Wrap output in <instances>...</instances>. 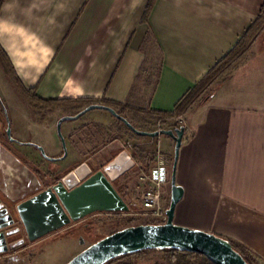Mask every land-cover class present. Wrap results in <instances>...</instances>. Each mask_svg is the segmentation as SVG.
<instances>
[{
	"label": "crops",
	"instance_id": "1",
	"mask_svg": "<svg viewBox=\"0 0 264 264\" xmlns=\"http://www.w3.org/2000/svg\"><path fill=\"white\" fill-rule=\"evenodd\" d=\"M262 15L264 0H0V130L10 128L19 142L11 150L27 165L16 174L8 169L7 185L0 178V190L17 200L9 205L34 195L27 196L31 165L47 171L87 162L97 170L124 150L135 161L134 149L175 155L168 136L134 143L120 136L93 153V142L114 118L93 110L62 125L68 160L50 161L65 152L60 119L43 102L95 101L123 111L127 120L132 113L141 125H157V113L174 112ZM250 75L231 79L184 115L176 174L184 196L174 222L235 241L264 264V86L248 83ZM105 151L110 157L98 165ZM172 168L164 201L171 198ZM133 171L131 182L114 183L130 209L134 188L140 202ZM58 232L33 241L0 238V261L37 263L46 253L40 246Z\"/></svg>",
	"mask_w": 264,
	"mask_h": 264
},
{
	"label": "water",
	"instance_id": "2",
	"mask_svg": "<svg viewBox=\"0 0 264 264\" xmlns=\"http://www.w3.org/2000/svg\"><path fill=\"white\" fill-rule=\"evenodd\" d=\"M93 110H104L122 121L138 136L157 138L168 136L175 141V157L171 177V199L166 211L164 224H143L127 227L117 231L75 256L66 264H106L112 259L143 250L177 249L205 256L214 264H248L227 240L197 229L182 227L174 222L177 205L184 196V190L177 185V166L185 128L146 132L136 129L115 109L95 104L90 105L75 116H66L58 121L57 129L64 147V156L49 159L60 162L67 158L66 142L61 133L65 122L76 121ZM2 134V132L0 131ZM8 143H15L7 130ZM41 152L44 154L42 148ZM46 157V156H45ZM47 158V157H46ZM48 159V158H47ZM25 164L15 155L11 148L0 142V178L1 184L7 185L8 169L14 174L24 169ZM136 162L128 151L118 154L107 165L95 169L87 162H82L70 171L62 172L60 180L52 187L38 191L21 201L11 211L0 202V238L20 233L19 228H12L15 217H19L26 237L33 241L78 223L97 213H130L131 209L116 190L114 183L133 171ZM17 200H14L16 202ZM8 229V230H7ZM7 230V231H5ZM4 242V241H3ZM6 251L7 248L2 249Z\"/></svg>",
	"mask_w": 264,
	"mask_h": 264
},
{
	"label": "rangeland",
	"instance_id": "3",
	"mask_svg": "<svg viewBox=\"0 0 264 264\" xmlns=\"http://www.w3.org/2000/svg\"><path fill=\"white\" fill-rule=\"evenodd\" d=\"M236 65V66H235ZM234 69L232 74L230 75V78L228 81H230L233 78H236V76L241 77L242 75H250L251 80L248 83H259L262 81V86H264V32L262 36L255 42L249 53L247 54L246 58L239 62L238 64H234ZM261 78V80H260ZM237 79V78H236ZM227 81V82H228ZM225 82V83H227ZM224 83V84H225ZM223 84V85H224ZM248 92L254 93V90L252 87L247 88ZM249 93V94H251ZM95 105V104H94ZM74 107L77 110L74 111L70 109L69 107ZM86 107V106H85ZM84 108L80 109L75 107L72 103H61L58 106H51V109L53 110L54 113H57V118L59 119L65 117V116H75L79 114L81 111H83ZM67 110H72L70 113L67 112ZM93 112V111H92ZM95 113H105L101 110H95ZM125 114V113H124ZM135 115L137 114H132L128 115L130 120L136 125H139L140 131H146V132H155V131H161V130H168V128H173L177 127V129L181 128V125L176 122V118H171L167 120H162L164 124L159 127L158 124L155 125L153 123V120H149L146 123L148 125L144 124L141 125L139 119H135ZM177 117H182V119H185V116H177ZM124 118L127 119V117L124 116ZM151 119V118H150ZM186 121H184V124ZM110 125L107 127H103L100 131L99 136L97 137V140L93 142V153H96L100 149L104 148L106 144L111 141H113L115 138H118L120 136L127 138L128 136L131 137L130 139L132 143H134V139H138L137 135L133 132L128 130L126 125L124 123H121L118 119L115 117L112 118ZM158 123V122H157ZM126 126V127H125ZM7 129L6 124L2 125V129L0 130L1 132H5ZM137 129V128H136ZM131 147V146H130ZM136 154H138L140 157H143L145 159L146 156L149 155H154L153 151L148 152L143 155L142 151L137 152L135 149L133 150ZM96 159L101 160L98 162V165L100 163L104 164L103 162H106L108 160V155L109 151L101 152ZM150 156V157H151ZM175 155L172 156V158H168L169 161V167L170 170L173 166V159ZM68 160V158H67ZM138 161V160H137ZM111 162V161H109ZM140 162H145V161H140ZM39 167V165L35 166V168ZM100 168V167H99ZM136 173L135 171H131L129 174H126L118 184L124 181L131 182L133 180V174ZM140 188V187H139ZM140 191V190H139ZM138 190L137 188H134L132 191H130L131 198L133 199L132 202H130L131 205V211L130 213H122L119 216H113L111 215L112 213H98L93 216L87 217L85 220L80 221L78 223H75L73 226L70 228H65L58 233H55L48 237L45 242V244L41 245L40 248H43L42 252L45 251V256L40 258L39 262H33L32 264H66L69 261H71L75 256H77L79 253L84 251L86 248L89 246L95 244L96 242L102 240L103 238L109 236L110 234L125 229L124 228V223L122 219H134L135 223L139 225L143 224H163L161 221L155 220L153 217L150 215L146 214L142 207L141 203L139 202L138 199ZM170 197L168 196L166 200L164 201V207L169 208L170 205ZM60 242V243H58ZM15 248V246L12 247V249ZM41 252V253H42ZM20 261V257L18 258ZM18 259L13 260V258H7L5 260L0 261V264H21ZM159 263L162 264L164 263V254L162 252H154L150 255H147L143 262L141 264H155Z\"/></svg>",
	"mask_w": 264,
	"mask_h": 264
},
{
	"label": "trees",
	"instance_id": "4",
	"mask_svg": "<svg viewBox=\"0 0 264 264\" xmlns=\"http://www.w3.org/2000/svg\"><path fill=\"white\" fill-rule=\"evenodd\" d=\"M263 32H264V16L262 15L253 24V26L248 31V33L241 39V41L238 43L236 48L231 53H229L226 56V58H224L221 62H219L212 70H210L209 73L204 77V79L199 84H197L196 87H194V89L189 91L184 96V98L176 106L174 112L164 113V114L157 113V116L161 120L171 119L177 116H184L188 114V112H190L193 108L197 106L205 105L216 94L218 89H220V87L229 80L230 75L232 74L233 69L236 66V65L234 66V64H238L239 62H241L246 58L247 54L249 53L255 42L262 36ZM0 60L2 63L5 62V57L1 49H0ZM69 102L72 103L75 107L80 109L84 108L85 106H87V104L90 103L92 105L98 104L95 101H88V100H74ZM42 104L44 107L60 105L59 102H43ZM118 113L122 117H124L123 111H119ZM120 122L123 123L122 121ZM126 128L130 130L128 127ZM176 129L177 127H173L169 130H176ZM137 137L140 138L141 136L137 135ZM138 154H135V158L136 160H138V162H140L141 160H145V163L148 162L147 159L140 157ZM121 214L122 213H114L111 215L119 216ZM122 221L124 223V228L139 225L135 223L134 219L124 218L122 219ZM223 239L230 242L233 248L242 255V257L248 262V264H259L257 259L251 254V252L246 247L230 239H226V238ZM157 251L162 252L164 254V263L162 264H214L201 254L181 251L177 249L143 250L112 259L106 264H141L147 255H150ZM155 264H159V263H155Z\"/></svg>",
	"mask_w": 264,
	"mask_h": 264
},
{
	"label": "built area",
	"instance_id": "5",
	"mask_svg": "<svg viewBox=\"0 0 264 264\" xmlns=\"http://www.w3.org/2000/svg\"><path fill=\"white\" fill-rule=\"evenodd\" d=\"M176 122L184 124L182 117H176ZM162 120L158 122L161 127ZM146 156L148 163L136 162L140 187V203L143 211L161 223H166L168 208L164 207L165 187L170 183V167L167 157L161 151ZM151 156V157H150Z\"/></svg>",
	"mask_w": 264,
	"mask_h": 264
},
{
	"label": "flooded vegetation",
	"instance_id": "6",
	"mask_svg": "<svg viewBox=\"0 0 264 264\" xmlns=\"http://www.w3.org/2000/svg\"><path fill=\"white\" fill-rule=\"evenodd\" d=\"M7 130H8V128L6 129L5 132H2V134L0 133V142L4 143L6 146H8L11 149L12 148L14 149L15 144H18L19 142L12 138L15 141V143H8ZM20 160H21V158H20ZM21 161L26 165L24 158H22ZM56 162H58V161H56ZM35 166H37V165H31L29 167V176H28L29 180H28V186L27 187H28L29 192H33L32 194H35L36 192H38L40 190H44V189L52 187L54 184H56L60 180V178L62 177V175H61L62 172L66 173L67 171H70L72 169L71 167H69V168H65L64 170H62L61 168H57L55 170L48 169L47 171H43L40 166L37 168H35ZM5 189L6 188L0 190V192L3 193L2 195L5 197V199L0 197V202L4 203L6 205V207H8V209L11 211L10 205L12 204V201H14V200L6 192L7 190H5ZM15 215H16V213L13 215L15 223L12 227L9 228V230L16 227V228L20 229V233L12 235V236H17V237L26 236L24 226H23L22 222L20 221V218L15 217ZM91 216H93V215H91ZM74 224L75 223H72L71 225H69L66 228H70ZM63 229H65V228H63ZM63 229H61V230H63ZM61 230H59V231H61Z\"/></svg>",
	"mask_w": 264,
	"mask_h": 264
}]
</instances>
